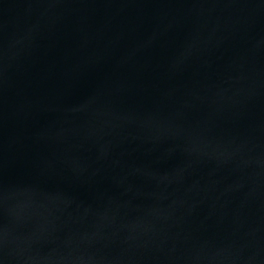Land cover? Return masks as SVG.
Returning <instances> with one entry per match:
<instances>
[{
    "label": "water",
    "instance_id": "obj_1",
    "mask_svg": "<svg viewBox=\"0 0 264 264\" xmlns=\"http://www.w3.org/2000/svg\"><path fill=\"white\" fill-rule=\"evenodd\" d=\"M0 264H264V0H0Z\"/></svg>",
    "mask_w": 264,
    "mask_h": 264
}]
</instances>
